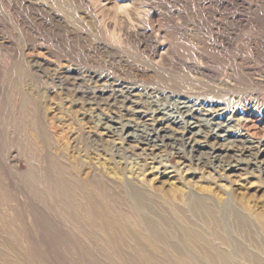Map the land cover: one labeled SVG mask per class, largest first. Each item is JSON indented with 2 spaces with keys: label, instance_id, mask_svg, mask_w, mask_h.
I'll use <instances>...</instances> for the list:
<instances>
[{
  "label": "rangeland",
  "instance_id": "1",
  "mask_svg": "<svg viewBox=\"0 0 264 264\" xmlns=\"http://www.w3.org/2000/svg\"><path fill=\"white\" fill-rule=\"evenodd\" d=\"M96 1L0 0V213L21 245L0 228V247L21 264H220L182 235L204 219L196 196H224L237 239L264 246L244 209L264 213V0ZM180 97L251 141L239 169L197 163L173 124L144 140ZM73 175L100 192L78 223L58 183Z\"/></svg>",
  "mask_w": 264,
  "mask_h": 264
},
{
  "label": "bare ground",
  "instance_id": "2",
  "mask_svg": "<svg viewBox=\"0 0 264 264\" xmlns=\"http://www.w3.org/2000/svg\"><path fill=\"white\" fill-rule=\"evenodd\" d=\"M100 3L101 0L100 1L97 0L93 5L94 7H96ZM201 63H202L201 61H197L195 62L194 65L196 67H199L202 65ZM190 100L191 99L189 97H180L179 99H176V102L172 104L174 106L170 111H166L164 108L156 106L154 109V114L157 116L156 126L154 128V131L150 132L149 135L146 136L144 140H147V143L150 144L151 146H155V147L159 146L160 145V142H158L159 134L164 133L163 138H171V134L167 126L173 124L182 130L181 133H182V137L184 138V141L186 142V146L190 148V151L192 152V156L194 157V160L197 161V163L209 164V166L215 169L217 168L225 169V157L228 156L234 159L232 160V162H228L226 166L229 169H235V168L239 169L242 162L240 160L235 159V156L245 155L247 153L252 154L253 146L249 145L251 141L247 137L243 136L242 133L236 132L232 128L233 126L230 125L229 120H223L222 113L216 112L213 109H206L205 112H201L200 110L199 112L198 109L192 107V105L190 104L191 102ZM131 129L134 130L133 127ZM200 135H204L205 137L213 140V142L201 144L195 138L196 136H200ZM126 136L133 137L134 139H136L138 135L135 131H131L130 129H128V131H126ZM225 143H227L226 147H225ZM171 144L173 147L179 148L175 145L174 141L171 142ZM237 144H241V146H238ZM261 153L264 154V150H261ZM205 160H207L208 163L207 161L205 162ZM261 163L263 164V167H261L262 171H264V161H262ZM56 168H58V165ZM77 179L75 178V176L74 178L72 177L65 178L64 176V178L60 179V182L58 183L60 184V191H59L60 194L62 195L63 198L67 199V203L69 204V207L65 208L64 215L67 213L68 215H70V217H73L75 221L78 223L79 219L83 215L82 211H84L85 209L82 205V199L85 198V194H88L87 197L93 199L97 197L98 193L100 192L94 189L93 191L91 190L86 191V189L82 186L83 184L82 185L80 184L81 180L79 181V179L78 180ZM134 192L138 197H142L144 194L140 192L138 189H134ZM211 199L210 197L208 198L207 196L206 197L196 196L195 207L199 211L204 213L203 214L204 219L202 220L201 224L199 223H196L194 225L182 224L183 226L182 235L185 236L184 238L189 242L195 244V246H197L202 251V253L209 256L214 255V258L216 256L217 257L216 259L220 261V264H264V246L258 243L254 244V242L250 244H245L240 242L237 239L238 237H236V233H234V231L231 230L229 226V219L231 217L228 219V215L230 214H233L235 224L237 223L238 226H243V225L246 226L248 224V223L246 224V217L244 214H242V210L236 209L234 211V209H232L228 205V203L225 202L224 196L218 197L213 200ZM244 209L249 215H252L254 217L255 221L259 224L260 229L264 234V213L262 214L257 212L255 209H253V207L249 205L245 206ZM210 218L213 219L212 222L211 220H209ZM205 219H207V221ZM5 220L6 218L3 217L0 213V228L9 237V243L15 249L20 245L17 231L11 225H8ZM148 223L151 226V229L155 235L159 234L161 236V233L163 234L162 232L163 230L158 224H156L155 220L154 221L150 220L148 221ZM210 224H212V226H210ZM107 225L106 226L102 225L104 228L103 230L109 231ZM110 225L109 227L111 228ZM90 226L91 228H93V230L96 233L100 232V227H98L97 225L90 224ZM21 238L22 237H20V239ZM215 240H219L220 243L225 245L228 249L223 248V246L217 244ZM192 246L193 245L188 246L186 249L188 250ZM13 248L10 247L8 251H4L0 247V256L2 255L1 259L2 258L5 259L7 264H21L22 261H20V257H18L19 254H16L17 252H15ZM179 249L181 248L179 247ZM225 249H227L228 251H226ZM13 252H15L14 254H16L17 256L14 254L11 255V253ZM138 262L139 261H137V263Z\"/></svg>",
  "mask_w": 264,
  "mask_h": 264
}]
</instances>
